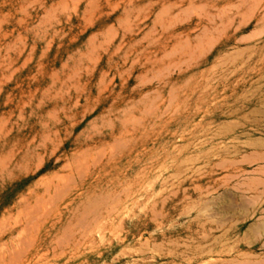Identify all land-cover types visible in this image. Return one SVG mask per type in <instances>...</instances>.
<instances>
[{
  "label": "rangeland",
  "instance_id": "374dc122",
  "mask_svg": "<svg viewBox=\"0 0 264 264\" xmlns=\"http://www.w3.org/2000/svg\"><path fill=\"white\" fill-rule=\"evenodd\" d=\"M0 248L264 264V0H0Z\"/></svg>",
  "mask_w": 264,
  "mask_h": 264
},
{
  "label": "bare ground",
  "instance_id": "6f19581e",
  "mask_svg": "<svg viewBox=\"0 0 264 264\" xmlns=\"http://www.w3.org/2000/svg\"><path fill=\"white\" fill-rule=\"evenodd\" d=\"M33 207H34V206H33ZM33 207H32V208H33ZM32 208H31V209H32ZM34 208H35V207H34ZM23 214H24V213H23ZM30 221H31V220H30ZM1 230H2V229H1ZM2 248H3V247H2ZM0 249H1V248H0Z\"/></svg>",
  "mask_w": 264,
  "mask_h": 264
}]
</instances>
